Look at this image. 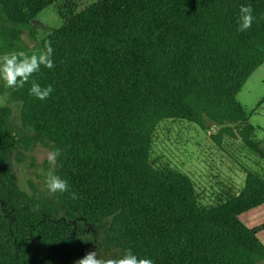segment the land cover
<instances>
[{
    "label": "trees",
    "instance_id": "1",
    "mask_svg": "<svg viewBox=\"0 0 264 264\" xmlns=\"http://www.w3.org/2000/svg\"><path fill=\"white\" fill-rule=\"evenodd\" d=\"M249 4L255 20L239 32L240 6ZM54 6L60 24L46 40L55 67L31 78L54 92L40 101L30 83L1 90L21 104L22 125L61 150L66 215L30 203L0 170V264H42L35 242L59 264H76L83 225L106 219L121 256L131 249L154 264H257L264 245L239 216L264 205V177L246 172L237 196L205 207L188 176L155 166L150 145L164 120L202 129L209 121L219 126L217 144L237 136L225 125L234 124L258 153L237 96L264 64V0H0V18L11 26L2 31V54L17 51L20 31ZM8 112L0 107V154L15 146L3 126Z\"/></svg>",
    "mask_w": 264,
    "mask_h": 264
},
{
    "label": "rangeland",
    "instance_id": "2",
    "mask_svg": "<svg viewBox=\"0 0 264 264\" xmlns=\"http://www.w3.org/2000/svg\"><path fill=\"white\" fill-rule=\"evenodd\" d=\"M80 1L90 4L96 0ZM59 24L56 6L42 11L31 21L28 29L20 31L16 42L17 51L27 54L37 51ZM6 28L11 26L0 18V39ZM3 86L0 81V107L9 111L3 126L10 130L15 146L11 151L0 154V170L5 171L7 181L14 184L23 198L64 216L66 207L60 193L49 196L44 187L45 175L51 167L47 163L46 153L53 150L52 145L22 125L21 104L10 101L1 90ZM237 101L244 107L249 123L256 129L252 139L259 143L257 154L237 137L234 124L225 125L232 127L237 136H223L219 144L211 138L219 126L209 121H205V128L202 129L182 120H164L156 126L151 138V161L156 167L173 169L188 176L199 203L205 207L216 206L229 197L237 196L244 188L246 172L264 177V64L247 80ZM53 170L58 175L57 165ZM239 219L244 226L257 231V237L264 245V205L245 212ZM110 224V219H106L103 224H84L75 240L76 253L84 256L90 251H97V258H120V251L109 237ZM2 225L0 212V240L4 237ZM31 247L35 252L38 251L36 257L42 264H59L38 243H33ZM256 262L264 264V258Z\"/></svg>",
    "mask_w": 264,
    "mask_h": 264
},
{
    "label": "clouds",
    "instance_id": "3",
    "mask_svg": "<svg viewBox=\"0 0 264 264\" xmlns=\"http://www.w3.org/2000/svg\"><path fill=\"white\" fill-rule=\"evenodd\" d=\"M255 17L251 4L241 5L239 16L237 19V31L245 32L251 29ZM54 49L51 41L45 40L44 50L40 53L28 55L24 51H12L0 56V81L3 82L6 89L17 91L30 83L29 95L40 100H47L54 92L51 85L41 87L34 79V74L40 72L41 67L53 69L55 67L52 59ZM62 155L60 149L48 151L46 153L47 163L51 166L47 171L44 180V187L49 196L60 193L69 192V184L67 180L61 179L56 175L54 168L57 165L58 158ZM72 200L78 199L75 192L71 193ZM33 211H39V205H36ZM97 251H90L82 258L76 261V264H154L149 258H140L133 253L131 249H126L120 258H97Z\"/></svg>",
    "mask_w": 264,
    "mask_h": 264
}]
</instances>
